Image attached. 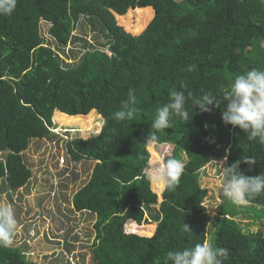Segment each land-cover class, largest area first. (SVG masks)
I'll list each match as a JSON object with an SVG mask.
<instances>
[{
  "label": "trees",
  "instance_id": "1",
  "mask_svg": "<svg viewBox=\"0 0 264 264\" xmlns=\"http://www.w3.org/2000/svg\"><path fill=\"white\" fill-rule=\"evenodd\" d=\"M149 17L140 33L128 30ZM263 42L264 0H17L10 16L0 15V155L6 153L0 189L12 197L31 182L23 151L35 139H61L51 130L55 111L61 125L81 129L102 117L97 133L66 141L72 159L98 160L72 197L75 211L96 216L92 264H165L168 251L206 243L212 216L202 169L213 160L225 167L240 161L246 175L264 173V145L223 123L221 91L237 75L264 70ZM181 85L196 96L210 92L220 106L202 112L189 101V121L173 117L172 127L158 134L157 143L174 145L165 162L183 152L188 158L180 185L165 188L159 202L163 187L154 191L144 175L156 156L145 141L157 109ZM130 89L138 111L133 120L117 121L113 114ZM225 200L213 235V246L228 250L223 264H264V231L242 229L234 219L238 209ZM249 204L264 207V193ZM252 207L243 211L258 212ZM184 223L192 230L182 235ZM0 264L38 263L11 243L0 246Z\"/></svg>",
  "mask_w": 264,
  "mask_h": 264
},
{
  "label": "rangeland",
  "instance_id": "2",
  "mask_svg": "<svg viewBox=\"0 0 264 264\" xmlns=\"http://www.w3.org/2000/svg\"><path fill=\"white\" fill-rule=\"evenodd\" d=\"M149 18L144 26L143 23L137 27L133 26L135 32L128 30L135 34L140 33L151 20V17ZM117 19L124 20L121 17ZM134 19L135 13L133 12L125 18L123 24L129 25ZM47 27V24L42 22L45 34ZM138 29L140 30L136 32ZM81 34H87L86 38L95 42L91 36L93 32L84 30ZM262 45L264 47V42ZM71 58L65 57V60L70 62ZM56 112L53 116L55 125L51 130L61 139H35L31 142L29 148L23 151L25 163L32 170L31 182L13 192L12 197L10 193L0 189V206H11L14 209L18 226L12 245L22 247L34 262L38 264H92L91 250L95 237L96 216L88 212L75 211L72 197L75 191L91 178L98 160L88 155L78 158L79 160L72 159L66 141L74 137H88L97 133L101 129L103 119L102 117L97 118L88 128L81 129L80 126L61 125L55 119ZM148 149L156 153V156L151 155L150 161L153 165H158L163 164L165 157L173 153L174 145L171 142H159L148 144ZM5 154L3 152L0 159H3ZM178 159L183 164L188 160L184 152ZM225 164L224 160H213L202 169L200 175L202 186L207 187L209 191L205 205L212 216V221L208 228L209 235L206 243L212 245H214L213 235L217 229V209L220 204L227 202L223 196V187L227 183L223 171ZM64 169L66 171L63 172ZM152 189L155 191V186H152ZM164 189L165 187L159 193L156 191L159 202L163 200ZM250 206L252 207V204L247 206L230 204L232 209H238L234 219L245 231L256 232L260 228L264 231V207H252L258 212L243 211V208ZM155 208L158 209V206ZM132 227L133 225L130 224L129 229Z\"/></svg>",
  "mask_w": 264,
  "mask_h": 264
},
{
  "label": "clouds",
  "instance_id": "3",
  "mask_svg": "<svg viewBox=\"0 0 264 264\" xmlns=\"http://www.w3.org/2000/svg\"><path fill=\"white\" fill-rule=\"evenodd\" d=\"M17 5V0H0V15L10 16ZM188 70H194L188 66ZM225 107L222 110V121L225 125L239 127L251 141L264 145V70L253 68L244 74L237 75L230 83L227 90L221 88ZM200 109L202 112H210V106L219 107L217 97L210 92H204L200 96L186 90V85H181V90H170L168 101L157 109L156 117L151 123L145 143L156 144L158 134L172 127V118L181 121H189L190 112L187 103ZM137 109V97L134 90L130 89L128 98L122 103L120 110L114 112L113 117L117 121L133 120ZM191 114V119H192ZM248 163H255V158H246ZM149 167L144 175L152 186L165 187L174 190L180 185L181 176L185 166L181 160L169 157L163 164ZM223 171L229 177L223 187V196L235 206H247L250 201L264 193V173L248 176L240 169V161L231 166L224 167ZM18 222L11 206H0V246L7 247L12 243L16 233ZM192 230L187 224H183L180 233L188 234ZM229 253L227 249L214 247L210 243H197L193 247L183 250L168 251L165 264H223Z\"/></svg>",
  "mask_w": 264,
  "mask_h": 264
}]
</instances>
